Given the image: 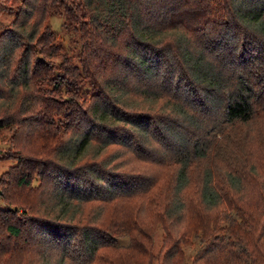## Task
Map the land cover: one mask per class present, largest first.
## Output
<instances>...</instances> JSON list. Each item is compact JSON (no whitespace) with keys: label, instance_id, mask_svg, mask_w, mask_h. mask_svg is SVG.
I'll list each match as a JSON object with an SVG mask.
<instances>
[{"label":"trees","instance_id":"obj_1","mask_svg":"<svg viewBox=\"0 0 264 264\" xmlns=\"http://www.w3.org/2000/svg\"><path fill=\"white\" fill-rule=\"evenodd\" d=\"M54 14L79 29V64L56 41ZM263 120L264 0H21L0 34V129L14 128L21 141L18 167L0 191L8 203L0 208V264H182L177 245L205 235L203 211L223 204L263 220L240 239L223 218L214 222L221 232L204 236L195 263L260 264L264 171L253 155L264 133L253 125ZM235 133L247 143L233 157ZM255 136L261 145H249ZM112 146L175 170L164 187L155 173L120 172L107 159ZM254 184L261 191L253 196ZM155 186L161 193L147 198ZM160 197L156 214L173 223L79 219L81 204L112 213L134 198L155 208ZM156 225L175 235L153 255ZM131 227L145 246L117 242Z\"/></svg>","mask_w":264,"mask_h":264},{"label":"rangeland","instance_id":"obj_2","mask_svg":"<svg viewBox=\"0 0 264 264\" xmlns=\"http://www.w3.org/2000/svg\"><path fill=\"white\" fill-rule=\"evenodd\" d=\"M21 6V0H0V34L3 32V30L11 24V22L14 20L16 13L20 9ZM63 21V15L57 14L52 15L50 18H48V23L50 24L51 28H53L56 32V41L61 43L64 48L66 49L68 55H70V58L73 63L79 64L78 61V52H79V41H80V31L79 29H76L73 24H69L67 26L62 25ZM54 62H58L59 59L54 57L52 58ZM114 72H117L119 75L122 74L120 71V68H115ZM89 83H84L82 86V96L85 100H81L83 104H88L91 100L88 95V92H90ZM133 91V90H131ZM134 105L141 104V102L138 100L137 97H135ZM261 124V125H260ZM260 125V127H259ZM256 128L261 129L264 133V120L261 123H257L255 125ZM253 128L256 130V128ZM14 129V128H13ZM13 129L11 130L9 127L0 129V191L1 189H4L7 187V185L4 184V180L7 178V175H9V172H11L12 169H16L18 167V161H16V152L17 148L19 147L21 141L19 139L15 138V134ZM235 140L234 146H231L230 148L233 150V157L236 156L237 153H239L244 144L247 143V140H244L243 137H240V133H235L233 135V139ZM36 144L39 145L38 140L34 141ZM33 142V143H34ZM212 143V141H211ZM249 145H261L262 143L258 140V137L255 136L251 139L249 142ZM238 147V148H237ZM121 155L117 160H113V155L118 154ZM109 157L108 160H112V164L117 165L120 169V172H131V173H138L140 175L142 174H151L155 173V177H159L156 179L157 181L160 180V184L163 185V187L166 185L168 179L170 178V175L173 174L175 170V166H172L169 164L168 166L160 167V166H153L146 162H142L135 158L134 156L130 155L126 150L121 149L119 147L112 146L108 149L106 152ZM102 157V156H100ZM100 159V158H99ZM231 159V158H230ZM253 162L258 163L257 164V171H264V147L260 150H257L254 152L253 155ZM118 163H124L122 165H119ZM206 164V162H205ZM36 173L32 172V185L38 184V179L36 178ZM193 177H196L195 173L191 174ZM264 185V180H263ZM162 189V186H155L152 187V190L147 194V198H151L153 196H156V194ZM250 190V192H254L256 194L257 190H260V186L258 184H254L252 186H248L247 188ZM264 190V189H263ZM251 194L253 195V193ZM25 193V192H23ZM161 193V192H159ZM33 196H36V191L32 193ZM28 196V195H27ZM254 196V195H253ZM30 197V195L28 196ZM163 197H160L158 199V205H155V208H153L150 204L145 203L141 201L140 199L134 198L131 202H122L119 203L117 206V209L111 213V208L107 207L105 205L100 204H93V205H84L81 204L79 206V210L83 213H86V216H81L79 219L81 220H88L89 223L95 222L99 225L97 222L98 219H104L105 224L110 223V217L113 219L116 218L118 222L125 221L124 219H129V222H132V220L136 221L141 226H146L151 223H155L156 221H162L163 223H173L169 222L161 213L156 214L160 210V204L162 203ZM8 207V203L3 200L2 197H0V208ZM260 209V208H259ZM242 211L236 209L235 207L231 208L229 205L223 204L220 205L218 208L212 211H203V213L206 215V224L203 225V231L206 232V234L210 231L212 228L213 235L219 234L221 232V228L219 231L214 230V226L212 225L214 222H221L222 218L223 221L221 222L222 228H226L228 230V226L230 225V230H228L230 236L235 238H241L244 237V232L246 230V227L248 225L254 224L255 220L257 219V223H259V219L261 221L263 220V217H261L256 212L249 211L245 208L241 209ZM261 211V210H260ZM111 213V216H109ZM204 217V216H203ZM84 224V222H79L78 225ZM87 225V223H85ZM212 225V226H211ZM124 228L130 229L128 226L123 225ZM132 228V231L124 232V234L116 235L117 242L121 244L122 246H129L131 241L133 243H139L142 245H146V240H136L138 239L137 234V228ZM168 231L164 232L162 227L160 225H156L155 228L152 230V253L153 255H157L158 252L161 249V245L163 242V238L169 239L170 236L174 238L175 233L172 232V227H164ZM224 232H227L225 229ZM164 232V233H163ZM253 233L256 235L258 233V230H253ZM205 234V235H206ZM201 233L197 234V237L191 236L189 239L188 245L178 244L177 249L183 250L184 252V262L182 264H194L195 263V255L200 250V248L203 246L204 243V236ZM135 237L136 239H134ZM2 239V237H0ZM254 241V239L252 240ZM135 243V244H136ZM165 243V242H164ZM170 241L165 245H169ZM132 251V250H129ZM257 251V257L259 259L260 264H264V241H261L259 245L256 248ZM129 253V252H128ZM161 253V251H160ZM131 254V253H129ZM14 256L18 255V253L13 254ZM6 257V256H5ZM1 257V258H5ZM26 261V260H25ZM198 263V262H197ZM153 264H157L156 260H153ZM196 264V263H195ZM199 264V263H198Z\"/></svg>","mask_w":264,"mask_h":264}]
</instances>
